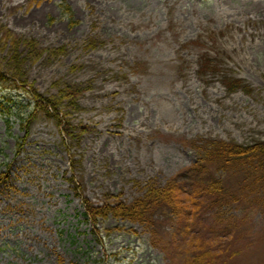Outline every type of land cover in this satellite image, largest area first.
Here are the masks:
<instances>
[{
  "label": "rangeland",
  "instance_id": "obj_1",
  "mask_svg": "<svg viewBox=\"0 0 264 264\" xmlns=\"http://www.w3.org/2000/svg\"><path fill=\"white\" fill-rule=\"evenodd\" d=\"M0 33V70L12 76L17 56L25 86H0V264H191L202 253L264 264V195L248 190L244 202L194 187L174 211L155 207L153 237L136 221L83 216L194 178L193 143L264 140V0H0ZM204 53L250 88L228 92L219 69L202 76ZM66 89L64 129L33 99ZM191 203L204 207L194 218Z\"/></svg>",
  "mask_w": 264,
  "mask_h": 264
},
{
  "label": "trees",
  "instance_id": "obj_2",
  "mask_svg": "<svg viewBox=\"0 0 264 264\" xmlns=\"http://www.w3.org/2000/svg\"><path fill=\"white\" fill-rule=\"evenodd\" d=\"M59 6L63 14L72 20L71 24H77L76 21H73V12L69 4L62 1ZM4 39L9 41V39L5 36ZM16 40L17 39H11V42L15 45L22 43L21 41ZM27 44L30 45V43ZM14 52L15 54H18L16 48L14 49ZM215 57L216 56H210L208 53L202 54L200 62V72L202 76H208L209 73L219 69V63ZM15 61H18L17 56L11 57L9 65L7 63L9 69H12H10L12 76H10L11 74L6 76L4 74L5 72L0 70V86L5 87L6 90L25 88L24 85H21L24 77H22L21 73L18 72L19 64L13 65V62L15 63ZM218 73L224 74L223 82L230 93L236 92L237 87L245 91L250 88L242 80L230 78L229 74L225 72L222 73L221 69L218 70ZM64 93L65 94L62 98L53 97L52 99L36 95L33 102L41 105L39 111L44 113L46 116L60 120L61 126L65 129L66 121L64 119L67 115L58 103V100L62 101L66 97L73 96V94L68 89H66ZM27 114L28 113H25L19 116L22 119L28 116L26 118V122L29 124L34 117V113H31L30 115ZM65 135H68L67 129ZM190 146L192 148L199 149L201 154L200 160L195 164L192 171L196 174L195 177L200 178V180H198L200 185L199 187H202L208 194H223L224 199L236 197L239 201L243 200L244 202L248 201L244 196L245 190H248L249 193L258 196L264 195V140H260L252 145H242L234 141L228 142L217 139H206L201 144L196 142ZM210 169H214V171L211 172ZM231 171L240 175L239 182L235 188L225 186L227 175L230 174ZM178 180H183V178L175 177L172 181L174 184H169L168 186H164V188H156L153 190L150 189L152 187L162 186L146 185V187H150L146 189V194L131 205L122 204V202L103 204L98 207H93L92 205L87 207L86 205V213H84V215L88 220L94 219L95 225H97L96 220L98 218L106 219L111 215L136 221L149 226L152 229V232L155 235H158L160 229L159 221H157L156 217H154L155 211L165 207L167 210L172 212L179 206L175 199H178L181 194H185L187 196L193 195L190 191L189 193H186L184 188L177 184ZM184 198L188 203L191 201L190 197ZM203 204H207V201L205 200ZM203 204H198L196 211L202 210L204 208ZM186 211L187 214H192L193 217L195 211L192 209V203L186 207ZM206 258H208L207 255H203L202 253L195 256L192 259L191 264H205Z\"/></svg>",
  "mask_w": 264,
  "mask_h": 264
},
{
  "label": "bare ground",
  "instance_id": "obj_3",
  "mask_svg": "<svg viewBox=\"0 0 264 264\" xmlns=\"http://www.w3.org/2000/svg\"><path fill=\"white\" fill-rule=\"evenodd\" d=\"M109 219H111V218H114V219H124V218H121V217H115V216H110V217H108ZM124 220H127V219H124Z\"/></svg>",
  "mask_w": 264,
  "mask_h": 264
}]
</instances>
